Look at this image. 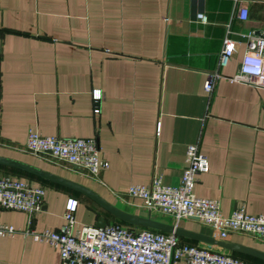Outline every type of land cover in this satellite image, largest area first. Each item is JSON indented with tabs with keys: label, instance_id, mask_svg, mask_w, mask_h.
I'll list each match as a JSON object with an SVG mask.
<instances>
[{
	"label": "crops",
	"instance_id": "1",
	"mask_svg": "<svg viewBox=\"0 0 264 264\" xmlns=\"http://www.w3.org/2000/svg\"><path fill=\"white\" fill-rule=\"evenodd\" d=\"M239 5L248 9L245 21L236 16ZM198 14L207 22L197 21ZM263 30L264 0H0V157L81 185L138 215L145 212L142 202L126 195L128 187L153 178L178 185L185 148L193 144L209 163L208 172L197 176L194 194L218 200L224 216L241 206L264 215V80L258 87L227 80L238 72L248 35ZM227 31L236 50L219 68ZM213 72L222 78L206 93L203 85ZM93 90L100 91L99 101ZM29 130L95 139L108 168L92 179L32 154L24 148ZM0 177L44 191L39 212L30 217L0 209V224L20 231L58 230L72 199L77 227L95 226L103 218L105 226L119 222L133 231L146 229L125 224L83 193L30 171L0 165ZM150 217L173 225L169 217ZM178 227L220 240L196 220ZM177 238L245 264H264L250 253ZM222 241L264 254V241L248 235L230 233ZM0 264L59 260L50 245L17 234L0 237Z\"/></svg>",
	"mask_w": 264,
	"mask_h": 264
},
{
	"label": "built area",
	"instance_id": "2",
	"mask_svg": "<svg viewBox=\"0 0 264 264\" xmlns=\"http://www.w3.org/2000/svg\"><path fill=\"white\" fill-rule=\"evenodd\" d=\"M237 2V1H236ZM237 18L247 20L248 9L239 5ZM197 21L206 23L203 14ZM222 41L218 57V67L228 65L236 50V42L228 37ZM222 75L208 73L203 89L210 93ZM230 82L242 83L251 87L262 86L264 80V30L248 35L246 51L238 72ZM264 86V85H263ZM95 101L101 99L99 90L92 91ZM99 113L96 108L93 111ZM25 150L75 167L87 177L97 179L99 173L108 168V163L99 156L95 139L41 136L29 130ZM207 157L200 154L197 145L185 148V167L178 185H166L159 178H153L148 185H132L126 195L140 200L145 212L169 217L173 226L186 219H192L209 227L220 240L230 233H240L264 241V215H251L244 206L235 209L230 215L220 212L218 200L197 197L194 186L197 176L207 173ZM44 191L25 183L0 177V209L26 213L30 217L40 211ZM77 202L69 199L65 206L64 223L58 230L36 232L28 226L17 230L13 226L0 224V237H14L21 234L36 243H45L57 251L59 264H245L228 254L214 251L209 247L192 246L180 242L174 234L156 232L149 229L130 230L125 226L107 225L77 227L75 220Z\"/></svg>",
	"mask_w": 264,
	"mask_h": 264
},
{
	"label": "water",
	"instance_id": "3",
	"mask_svg": "<svg viewBox=\"0 0 264 264\" xmlns=\"http://www.w3.org/2000/svg\"><path fill=\"white\" fill-rule=\"evenodd\" d=\"M0 165L30 171L32 173H35V174L41 176V177L47 178L51 181L60 183L64 186H67L69 188L77 190V191L83 193L84 195L88 196L92 200H94L104 210H106L111 215H113L114 217H116L117 219H119L120 221H122L125 224L133 225V226H139L142 228H146V229H150V230H154V231H158V232H162V233L174 234L176 237L188 238V239H191V240L199 242V243H203V244H206L209 246L218 247L220 249L250 253V254L259 256L260 258L264 259V254L257 253L255 251L250 250V249H246L244 247H240V246H237V245H234V244L222 241V240H218V239L211 237V236H207V235H203V234L195 233V232H189V231L183 230L179 227H174L173 225H169V224H165V223H161L159 221L153 220V219H151L149 213H147V212H140L138 215H131V214L125 213V212L117 209L116 207L112 206L111 204H109L108 202H106L105 200H103L102 198L97 196L95 193H93L92 191H90L89 189H87L81 185H78V184L72 183L70 181H66V180L48 175V174L40 172V171H36V170L31 169L30 167L25 166L21 163L0 157ZM105 225H106L105 219L99 218L97 220V223L95 224V227L96 228H104Z\"/></svg>",
	"mask_w": 264,
	"mask_h": 264
},
{
	"label": "rangeland",
	"instance_id": "4",
	"mask_svg": "<svg viewBox=\"0 0 264 264\" xmlns=\"http://www.w3.org/2000/svg\"><path fill=\"white\" fill-rule=\"evenodd\" d=\"M114 225L125 226V227H127V228H128V226H126V225H123V224H121V223H119V222H116ZM129 229H130V228H129ZM130 230H132V229H130Z\"/></svg>",
	"mask_w": 264,
	"mask_h": 264
}]
</instances>
